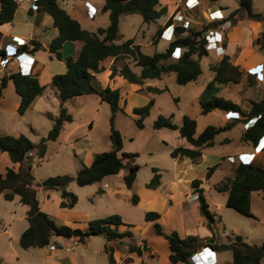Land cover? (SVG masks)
Returning a JSON list of instances; mask_svg holds the SVG:
<instances>
[{
  "label": "rangeland",
  "instance_id": "obj_1",
  "mask_svg": "<svg viewBox=\"0 0 264 264\" xmlns=\"http://www.w3.org/2000/svg\"><path fill=\"white\" fill-rule=\"evenodd\" d=\"M67 1H69L68 5L73 2L65 0V2ZM100 1L103 0H94L98 4ZM227 1L231 5L236 2V0ZM157 7L160 8V5ZM107 16L105 18L108 19ZM247 16L248 14L245 13L242 19H246ZM103 17L104 15L98 12L94 21L84 22V27L95 28L97 23L104 25L100 24ZM221 18L224 16L214 18L212 21ZM163 20L162 17L155 21L144 22L139 13L123 15L120 32L125 39L134 36L140 38L152 36L157 30L158 24H162ZM230 22L232 23V21ZM202 26L204 25L202 24ZM173 38L169 41L160 39L155 43L152 37V43L155 44L148 46L145 44L143 51L148 54L164 51ZM255 47L259 48L257 45ZM239 49L237 48L236 51ZM183 50L177 48L168 62L176 61ZM225 55H221L220 58ZM127 59H116L110 64V73L112 74L113 67H115L117 68L115 75H121L120 68L125 63L133 64L130 58ZM220 60H213L212 54L204 55L201 58L203 73L196 81L186 85L176 82L174 72L165 73L159 80L150 79L151 83L156 82L164 88L161 92L151 89L153 86L144 87L145 81L141 85V90L134 93L123 86H117L121 93L120 103L124 105L127 102L125 112H118L115 118V126L123 137V147L119 154L124 151L138 153L135 163L140 167L137 170L133 187L131 189L126 187L123 180L124 169L121 173L108 175L106 179L86 186H80L75 180H72L66 186L69 191L78 196V201L72 208L61 207L58 204V199L61 198L58 191H53L49 202L43 207L58 224L82 229L87 228V222L91 219L119 214L126 222V225L119 226V231H130L132 235L125 236L120 241L118 239L109 240L104 234L92 235L84 242L80 241L78 237L54 235L51 244L56 243L55 256H62L58 260V264H108L110 247L114 250L117 264H166L168 259L166 253L169 252L168 241L155 233L152 222L145 220V213L150 208L166 210L171 207L170 216L163 220V228L165 231L176 229L178 232L186 233L188 227L201 237L202 242L198 251L207 246L213 232L218 243L229 242L235 237V234L242 235L251 244H261L264 241V210L261 204L257 200H253L254 209L260 212L261 217L258 216V219H255V217L248 216L226 205L227 194L214 188L216 184L222 183L226 181L227 177L234 175L235 166L239 161L235 158V154L239 151H242L240 157L243 161L264 166V139H262L259 148L254 150L250 144L248 146V143L241 139L245 123H239L232 130L217 135L215 145L205 148L202 159L193 162L187 157L174 158L171 156L172 148L179 145H190L185 138L180 136L177 129L154 127V120L159 114L170 115L173 113V121L177 125H181L183 115L188 114L197 120L196 134H199L209 124H220L237 116L236 113H225L218 110L203 115L200 112V101L207 100L213 95H220L241 104L248 111L252 100L264 97V86L258 83L256 75L252 79L248 78V72H254L241 65H238L239 70H243L239 82L229 81L220 84L217 82L208 86V82L215 73L212 75L209 64L217 63ZM229 61L233 65H237L230 56ZM109 62H107L108 65ZM0 66L4 68L2 65ZM133 68L138 69V66L133 65ZM111 74V78L115 76ZM228 75L229 73L226 76ZM43 85H45L43 94L24 114L18 113L17 100L11 92L7 91L6 96L0 100V134L24 133L36 143L48 135L54 125L55 118L60 115L61 107H65L72 117L71 121L63 122L58 138L46 142L45 156L40 157L36 151L34 152L33 174L36 182H42L50 176L61 174L75 176L82 163L88 165L86 160L90 155L93 159L95 153L111 149L112 144L110 138L111 108L108 102L100 101L99 97L94 94L74 96L61 101L51 78H48ZM150 98H154L155 104L144 120L145 126L139 128L133 109H129V105L141 106L147 103ZM99 102H102L101 105ZM91 163L92 160L89 165ZM216 164H218L216 170L208 178V167ZM6 166L7 158L0 156V173H3ZM152 167L159 168L162 174V183L157 189H149L146 186L153 176ZM179 177L182 178L179 180ZM195 178L202 180L201 186L205 188L210 208L220 216L215 221L214 231L208 229L206 223L202 224L205 218L199 211L198 194L191 188V181ZM106 182L108 184L105 186ZM110 187L116 190L115 193H102L109 190ZM40 190L39 188V196H41ZM133 193L140 196L138 204H133L131 201ZM165 193H171L172 196H166ZM27 210L28 206L20 201L19 196L13 200L1 197L0 262L2 264H56L54 262L56 259L50 257V245L28 249L21 247L18 234L26 223ZM180 213L184 217L185 224L181 223L179 219ZM4 226H9L8 233H4ZM206 229L211 232L209 237L206 235L204 237ZM147 237L153 244L156 237L166 242L155 246L159 253L156 251L153 253L151 247L149 254L144 252L141 256L136 252H130L129 248L132 244L142 246L143 239H147ZM155 244L157 245V243ZM75 254L76 262L74 260L73 262L66 261L68 257L63 260L64 257ZM225 255L233 258L231 251H227ZM195 264H205V262L198 257Z\"/></svg>",
  "mask_w": 264,
  "mask_h": 264
},
{
  "label": "trees",
  "instance_id": "obj_2",
  "mask_svg": "<svg viewBox=\"0 0 264 264\" xmlns=\"http://www.w3.org/2000/svg\"><path fill=\"white\" fill-rule=\"evenodd\" d=\"M103 1L102 11L108 12L109 24L106 27H98L95 31L83 27L79 20L61 6L60 0L34 1V9L51 15L53 25L59 31L49 45V49L53 53L51 57L56 56L62 59L61 49L65 41L80 40L83 42L77 56L65 58V71L56 73L52 77V83L57 88L58 97L61 101H65L74 96L94 93L102 101L108 102L111 108L110 138L112 144L111 149L95 153L90 165L82 163L75 176L61 174L50 176L42 182H36L33 174L34 152L36 151L40 157L45 156L46 142L58 138L63 122L72 120L66 108L61 107L60 115L55 118L54 125L48 135L38 143L32 141L24 133L19 135L0 134V151L6 152L13 164H18L17 169L14 166H8L4 174L0 173V197L13 200L19 196L20 201L28 206V226L19 238L21 247L25 249L50 245L54 235L78 237L83 242L92 235L104 234L109 240L118 239L119 241L125 236L132 235L130 231H119V226L126 225L119 214L91 219L85 229L58 224L47 212L41 209L37 193L40 187L44 190H60L62 198L59 203L60 206L72 208L77 203L78 196L64 186H67L72 180H75L80 186L90 185L103 180L108 175L118 174L123 169L125 171L123 180L126 187L128 189L133 187L137 170L140 167L139 164L135 163L138 153L124 151L119 154L123 147V137L120 130L115 126V118L118 112L125 111V105L120 103L119 88H112L110 85L102 87L97 83L96 74L105 69L103 61L111 57L132 59L135 65L141 68L140 73L133 71L128 63L120 68V74L129 82L141 84L148 78H161L165 73L174 72L176 82L186 85L196 81L203 72L201 58L209 53L206 48L204 30L209 26L217 27L227 20L235 23L242 19L245 13L252 12V0H239V6L226 17L205 24L201 30H195L192 27L186 28L182 25L176 26L174 38L164 51L147 54L141 50L140 45L135 43L134 38L120 41L122 38L120 32L121 16L139 13L144 22H151L161 17L166 12V8L157 7L160 3L159 0ZM17 7V0H0V26L13 20ZM30 11L32 12L33 8H30ZM161 31L159 28L156 35H160ZM253 43L260 49L264 48V31ZM32 45L34 50L42 47L41 43L36 40L32 42ZM177 48L184 50L176 61L168 62ZM26 49V45L20 46L17 53H22ZM1 53L6 54L7 52L2 48ZM210 69L215 73L208 82V86L217 82H239L243 73V70H239L238 65H233L229 61L228 55H225L217 63H211ZM116 71L117 68L113 67L111 75L114 76ZM228 73L229 75L226 76ZM248 73L249 79L255 76L254 73ZM10 80L13 81L15 90L21 98L17 111L19 114H24L43 94L45 85L40 82L37 74H22L17 69H10L1 77L0 96ZM151 89L157 92L164 90V88L156 87H151ZM154 104V98H150L144 105L133 108L136 124L139 128L145 126L144 120ZM200 107V112L203 115L218 110L225 113H236L237 116L220 124H209L199 134H196L197 120L192 116L183 115L181 125H177L173 121V113L170 115L159 114L154 120L155 128L177 129L180 136L190 144L172 148L170 152L172 157H187L193 162H198L203 157L204 149L215 145L217 135L228 132L239 123L244 124L253 117H257L256 121L243 128L241 139L255 150L264 136V97L259 100H252L248 111L241 104L220 95H213L207 100L200 101ZM226 141L229 140L226 139ZM217 166L218 164L208 167V178L211 177ZM152 171L153 176L146 186L149 189H156L161 184L162 174L157 167H152ZM191 184L194 192L198 194L200 214L204 216L208 229L214 231L215 221L220 216L216 211L211 210L205 188L201 186L202 180L195 178ZM214 188L219 192L227 193L226 205L248 216L255 217L251 208V194L253 191H264V166L241 160L235 166L234 175L227 177L226 181L216 184ZM131 201L133 204H138L139 195L133 193ZM160 217L161 214L156 210H148L145 213V220L153 222L155 233L168 241L170 250L168 264L179 262L195 264L198 258V248L202 242L201 238L194 234L182 237L176 229L165 231L159 221ZM211 239L214 242H208L206 244L208 247L215 251L229 250L232 252L233 259L229 264H262L264 261V241L261 244H251L242 235L235 234V237L229 242L218 243L215 240L214 232ZM109 249L108 264H116L114 250L111 247ZM129 249L130 252H136L140 256L144 252L149 254L146 238L143 239L142 246L132 244ZM0 264L2 263L0 262Z\"/></svg>",
  "mask_w": 264,
  "mask_h": 264
},
{
  "label": "crops",
  "instance_id": "obj_3",
  "mask_svg": "<svg viewBox=\"0 0 264 264\" xmlns=\"http://www.w3.org/2000/svg\"><path fill=\"white\" fill-rule=\"evenodd\" d=\"M72 1L73 2H71L70 5H68L69 1L65 2V0H60V4L74 18L79 20V22L82 24L83 27H84L85 21H88V20L94 21L96 19V16L98 15V12H100L102 15H104V17L101 21L102 23H100V24H104V25H98V23H97L95 28L91 27L88 29L95 31L98 27H106L109 24V16H107L108 12L102 11L104 1H102V2L100 1L99 4L97 2H94V0H87V1H85V0H72ZM17 2H18V7H17V10H16V13L14 15L13 20L11 22L5 24V25L0 26V54L2 56V53H1L2 48L5 49L6 52L9 51V53H11V51H13V49L11 47H9V43H15V42H17V40L22 41V44L20 46L26 45L27 49L23 53H15L16 54L15 59H13L11 62H9L8 66L6 68H2L0 66V72H1L0 82H1V77L3 76V74H5L6 72H9L10 69H14V70L17 69L18 70V66H19L18 60L19 59H21L25 55H30V56L34 57V60H35L31 73L37 74L40 82L44 84V82L48 78L52 79L54 74L65 71V69H66L65 58L68 56H77L78 53L80 52L82 46H83V42L80 40L65 41L63 43V46L61 49L62 56H63L62 59H59L56 56L51 57V55H53V53L50 51L49 45H50V42L52 41V39L55 38L59 33L58 29L53 25V18L51 17V15H49L47 13L38 12L37 10H35L33 0H17ZM159 2H160L159 3L160 7L166 8V12L161 17H159V18H162V17L164 18L162 24H158V28H157V30L159 28H161V30H162L160 35H158V36L156 35V32H157V30H156L152 36H150V35L147 37L142 36V38L137 37V36L130 37V38L135 39V43L140 45V48L142 51H143V46H145V44L148 46V45H153V44L157 43L160 39L167 40L166 38L162 37V33H163V30L166 28V26H168L170 24H172V26L174 28H176V26L181 25L183 20L187 19L190 21V25L193 29L201 30L203 28L202 24L203 25L209 24L212 22V20L214 18H219V17H223V16L225 17L232 10L236 9L239 6V0H236V2L233 3L232 5L230 3H228L227 0H198L197 4L193 8H188L186 6V4H185L186 0H159ZM88 6L97 10V15L94 18L88 17V15H87ZM251 7H252L251 13L264 15V0H252V6ZM30 8H33L32 12L30 11ZM105 15L108 17V19L105 18L106 17ZM127 15H129V14H127ZM121 18H122V16H121ZM120 22H121V19H120ZM95 24H96V22H95ZM209 28H213V27L209 26L207 29H209ZM171 29L172 28H170L168 32H171ZM263 31H264V20H263V18L261 20H257L254 18H249L247 16L246 19H239L235 23L230 22V25L227 28H225V30H224V32H225L224 33V42L221 43V48L209 50L208 55L212 54L213 60L214 59H217V60L221 59L222 57L220 58V56L223 54L230 56L233 60L236 61L237 65H241L242 67L246 68L247 70L253 71L256 75V79H257L258 83L264 86V50H263L264 48H262V49L258 48L257 49L255 47V45L253 44V41ZM152 37L154 38L155 43H152ZM34 40L39 41L41 43L42 47L40 49H38V50L33 49L32 42ZM123 40H125V38L122 34V38L120 41H123ZM167 41H169V40H167ZM169 44H170V42H169ZM237 48L238 49L241 48V49L236 51ZM153 53H151V54H153ZM1 56H0V58H1ZM32 57H30V58H32ZM125 59L128 60L127 58H125ZM115 60L116 59L114 57H111V58H108V59L103 61L105 69L102 72L96 74L97 83L99 85H101L102 87L110 85L112 88H117V86L120 85V86H123V87L129 89V91L132 93L141 90L142 83L140 84V83L129 82L122 75H117V74L111 78V76H110V74H111L110 73L111 72L110 71V64H112ZM108 61H110L109 65L107 64ZM131 62L133 64L130 66L133 69V71L140 73L141 68L138 66V69H134L133 65L136 66L135 62L132 59H131ZM209 66H210V64H209ZM213 73H214V71L212 70V75H213ZM163 75H165V74H163ZM40 76H42V77H40ZM41 78H43V79H41ZM161 78H154V79L159 80ZM150 79H152V78H148L145 80V82L143 83L144 87L153 86V87H157L160 89L163 88V87H160L158 84H156V82L151 83V81H149ZM7 91H9L13 94V96L17 100V104L19 105L21 98H20V95L16 92L15 86H14V83L12 80H10L8 82L7 86L3 90V94L0 96V100L6 96ZM57 95H58V91H57ZM86 95H90V94H86ZM94 95H97V94H94ZM99 99H100V101H102L100 97H99ZM101 103L102 102H99V105H101ZM126 103L127 102H125V104H124L125 105L124 109L126 108V105H127ZM129 106H130L129 109H133L135 107L134 104H130ZM17 108H18V106H17ZM119 113H122V111H120ZM16 135H19V134H16ZM260 141H262V139ZM248 146H249V144H248ZM263 150H264V146H263ZM240 152L242 153V151H239L238 153L235 154L236 155L235 158L238 160L241 159ZM0 156H5L7 158V166L5 167L2 174L5 173L6 168L8 166H14L16 169L18 168V164H13L10 161L9 156L6 152H1ZM91 160L93 161L92 156L90 155L88 160H86L88 165H89V162H91ZM106 178L107 177H105L104 179H106ZM181 178L182 177H179L178 179L180 180ZM161 183H162V181H161ZM191 183H192V181H191ZM107 184L108 183L106 182L105 186ZM191 188L193 189L192 184H191ZM40 189H41L40 191H41V196H42L41 197L38 195V198L40 201V207L42 210L47 212L45 207H43V205H45L47 202H49L50 197L52 196V193H54L53 191H58L60 193V196H61V191L60 190H44L41 187H40ZM115 191L116 190L113 189V187H110L109 190L103 191L102 193H104V192L115 193ZM37 193H38V191H37ZM165 194H166V196H172L171 193H165ZM1 197H3V196H1ZM1 197H0V199H1ZM19 199H20V197H19ZM61 199L62 198L58 199V204L60 203ZM226 199H227V195H226ZM253 200H257L261 204L262 209L264 210V191H253L251 194V208H252V211L255 212V219H258V216L260 217V212L255 211L254 205H253ZM149 210H156V209L150 208ZM156 211H158L161 214L159 221L164 226L163 220L170 216L169 213H171V207H169L166 210L161 209V210H156ZM25 218H26V223H25L24 227L21 229L20 233L18 234L19 238H20L21 233L28 226L27 214H26ZM179 219H180L181 223L185 224V220H184L182 213H180ZM3 221H5V219H3ZM152 224H153V222H152ZM202 224L205 225V221L202 222ZM87 226H88V222H87ZM3 229H4V233L9 232V226H4ZM185 232L186 233L179 232V234L182 237H186L187 235H190V234L196 235L188 227H187ZM209 233H211V232L206 229L205 233H204V237H205V235H206V237H209ZM212 235H213V233H211V236ZM158 236L161 237V235H158ZM197 236L200 237L199 235H197ZM75 238H77V237H75ZM75 238H74V240H75ZM154 240H155V243H157V245L155 243L153 244L147 237V241L149 243L148 247L149 248L151 247L150 249L153 251V253H154V251L159 253L155 246H158L160 243H166V242H163L162 239L157 238V237ZM53 244L55 245L56 243H53ZM66 244H68V243H66ZM49 248L51 249L50 257L53 258L54 260L56 259L54 262H56V264H58V260H60L62 256H55V254H56L55 251L57 249L56 245L54 248H51L50 246H49ZM200 251H202V250H199L198 252H200ZM227 251H229V250H225V251L216 250V258H217L216 264H229L232 261L233 258H230V256L225 255V253ZM169 253H170V250H169V252L166 253V256H168L166 264H168V262H169ZM201 253L198 254V257H199V259H201L205 262V259H208V255H210V250L207 249V250L202 251ZM79 254H81V253H79ZM67 257H68V260H66V261H72L73 262V260H74V262H76L75 261L76 260V254L66 256L63 258V260H65V258H67ZM78 258H80V257H78ZM179 263L184 264L183 262H179ZM179 263H177V264H179Z\"/></svg>",
  "mask_w": 264,
  "mask_h": 264
},
{
  "label": "built area",
  "instance_id": "obj_4",
  "mask_svg": "<svg viewBox=\"0 0 264 264\" xmlns=\"http://www.w3.org/2000/svg\"><path fill=\"white\" fill-rule=\"evenodd\" d=\"M33 1H35V0H33ZM197 2H198V0H186L185 4L188 8H193L197 4ZM87 14H88V17L94 18L95 15L97 14V10L88 6ZM181 25L186 27V28L191 27L190 21L187 19L183 20ZM229 25H230V20H227V21L223 22L222 24H220L218 27H213V28H209V29L204 30L205 31L204 36L206 39V48L208 50L221 48V43L224 42V33H225L224 30ZM170 28H172L171 32H168ZM174 30H175V28L172 26V24L166 26V28L163 30L162 37L166 38L167 40H170L172 37H174ZM21 44H22V41H20V40H17V42H15V43H9V47H11L13 49V51H11V53H9V51H8L6 54H2V56L0 58V65H2L4 68H6L8 66V63L11 62L13 59H15V56H16L15 53H17V49L20 47ZM30 57H32V56L25 55L21 59L18 60V64H19L18 70L22 74H29L32 72L35 60H34V57H32V58H30ZM256 119H257V117L251 118L249 121H247L245 123V126L251 125L252 123H254L256 121ZM263 138H264V136L261 139H263ZM241 160H242V158L238 161V163ZM1 232H2V229L0 227V234H1ZM50 247L54 248L55 245L50 244ZM207 249L210 250V255H208V259H205V264H216L217 263L216 251L214 249L208 247V246L203 247L202 251L207 250ZM202 251L198 252V254H200Z\"/></svg>",
  "mask_w": 264,
  "mask_h": 264
},
{
  "label": "water",
  "instance_id": "obj_5",
  "mask_svg": "<svg viewBox=\"0 0 264 264\" xmlns=\"http://www.w3.org/2000/svg\"><path fill=\"white\" fill-rule=\"evenodd\" d=\"M248 14V17L249 18H254V19H257V20H261L263 17H264V15L263 14H253V13H251V12H249V13H247ZM262 144V141H259V143H258V145H257V148H259V146ZM66 186H64V188H65ZM214 240L213 239H211L210 240V242H213Z\"/></svg>",
  "mask_w": 264,
  "mask_h": 264
}]
</instances>
